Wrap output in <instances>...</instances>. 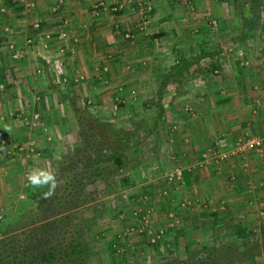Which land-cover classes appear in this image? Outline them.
<instances>
[{
    "label": "rangeland",
    "instance_id": "obj_1",
    "mask_svg": "<svg viewBox=\"0 0 264 264\" xmlns=\"http://www.w3.org/2000/svg\"><path fill=\"white\" fill-rule=\"evenodd\" d=\"M10 1L0 0L1 33L5 36L0 35V69H6L4 64H12V66L8 65V68H15V71L19 72L24 70V73L29 75L30 84L33 86L32 91L28 92L25 97L28 98L31 107L34 103L40 102L41 105H45V108H41V111L29 110V113L25 115L19 113L17 116H12L11 114L12 117L23 120L31 134V137L21 145H16L6 132L0 130L1 161L12 159V162L18 166L14 180L18 185L19 183L21 185V191L17 192V195H20V200L16 204L15 212L12 209V212L9 213L4 206L0 207L2 209L0 211V235L15 229L23 222L25 219L23 212L33 205L32 197L34 195L43 189L52 191L49 186H30L26 179L27 175L33 170L44 169L55 176L59 167V158L57 157L74 147L78 123L68 98L66 99L67 96L72 93L77 95L82 104L86 106V110L101 121L123 128L139 124L144 130L151 126L153 118L156 117L154 102L157 99V87L153 86L149 89L151 93L147 91L123 96L118 94L119 86H116L118 83L114 76L111 77L109 74V61L91 60L92 57H95L94 54L99 56V54H106L105 51H107V49L103 52L99 50L94 46L92 39H89L91 40L89 42L85 40L86 46H83L91 64L89 65L90 62H87L88 64L83 68L79 65L75 66V55L79 48L78 39L83 34H79V31L76 33L69 18L62 15L64 13L61 11L58 0L54 2L51 0H29V2L14 0L11 3ZM39 2L49 8L50 18H56L59 21L58 31L45 29V31H40L28 38L23 34L13 36V28L10 26L13 24L7 23V18L11 15L10 9L16 6L20 10L18 15H24L21 14L22 11L28 14L31 28L38 30L42 24L37 10ZM180 2H183L184 6L177 12L175 8ZM232 2L233 0H198V4H200L197 6L193 0H168V22L172 21V17L175 21L173 25L168 24V69L170 65L175 64L174 57L176 56L178 58L185 55V58L189 59L202 51L211 53L217 48L221 49L219 51L221 53L219 54L220 60L216 61L219 71L206 73V77L202 76L203 79L207 78V80L204 79L205 83L216 84L219 78L227 77L229 71H234L232 69H237L241 64L251 67V59L263 65L262 68H264V42L262 40L264 30L259 28L256 33H249L248 38L252 40V43L247 47L230 46L229 44L230 38L236 37L242 27L241 19L235 13ZM115 3H122L121 10L128 4L133 5L130 8L138 9L139 18L144 23L151 17L153 6L143 1L134 4L133 1L116 0L106 3L104 0H99L94 2L92 13L94 15L100 13L98 11L100 8L101 11L109 13L108 18L111 21H115L114 16L118 11L111 10L112 5H116ZM147 7L151 8L150 12L147 11ZM11 13L14 14L12 11ZM18 15L17 17L13 16L15 17L14 25L19 22L16 20ZM246 15L248 17L249 14L246 13ZM13 17L11 16V18ZM132 17L133 19L138 18L137 16ZM114 21L113 23H115ZM130 37H132V33H129L126 39ZM178 39H180V43H178ZM174 40L176 43H173ZM200 43L203 44L197 46ZM1 52H4V60ZM110 52L109 49L107 54H111ZM113 56H115V52L107 59ZM38 58L44 59L46 63H42ZM69 58L74 59L72 67ZM209 58V56L201 58L200 66L211 62ZM181 63L183 62L181 61ZM48 77L52 86L47 88ZM193 79L195 81L191 79V82L188 83L186 80L181 84V87L186 85L189 88L183 98L178 95L180 89L173 81L163 91L162 98L172 104L176 103L178 110L164 109L165 122L162 130L159 131V133L162 132V140L157 144L159 146L156 148V156L150 153L156 158V160L152 158V162H148L150 168L142 166L136 170L133 167L128 171L125 170L123 175H116L111 179L108 178V181H99L88 185L89 188L93 187L99 191V197L87 203L89 209L86 215L84 213V218L88 222L87 236L93 261L98 259L102 264H159L172 253L184 254L185 249L191 251L199 246L221 243L241 245L248 236L250 237V233L263 234L264 236L262 222L245 224L241 220L235 225V219L224 212L226 211L224 203L217 206L220 212H224L218 214V220H212L211 213L207 214L206 220L200 218L199 222L197 218L194 220L191 218L192 221L187 222V219L184 218L182 212L189 209L192 201L190 200L189 203V199L178 195L184 167L179 164L182 162V157L175 154V147L177 144L180 145V141L177 134H174L176 128L171 123H173L172 118L184 119L185 113L194 117L191 102L200 101L201 97L207 94H203V89H206L207 86L203 82L198 83L196 78ZM160 80L159 77L155 78L154 84H160ZM16 98L18 103L20 96ZM120 101L122 106L117 104ZM93 125L97 126L96 130H98L97 123L94 122ZM97 135L99 136V134ZM175 141L176 146L174 147ZM171 147L174 150L173 154ZM219 150L222 151V147ZM8 164L11 165V163ZM176 171H181L180 177L170 178L171 174L176 175ZM123 177L127 182L122 181ZM159 182H162V186L165 182L166 186V191L161 195H158L159 192H157V189L160 191V186L156 185ZM161 206L167 207L166 210L164 209L165 212ZM168 206H170L169 210ZM190 209L197 210L198 208L192 206ZM157 217L158 220H156ZM237 227L241 228L242 233L237 230ZM161 229L162 232L158 233ZM249 231L251 232L249 233ZM153 233L159 234V236L154 237ZM259 237L260 239L257 238V241L260 242L262 250L255 258L254 264H264V243H261L262 235ZM234 264L251 263L248 260L241 262L239 260Z\"/></svg>",
    "mask_w": 264,
    "mask_h": 264
},
{
    "label": "crops",
    "instance_id": "obj_2",
    "mask_svg": "<svg viewBox=\"0 0 264 264\" xmlns=\"http://www.w3.org/2000/svg\"><path fill=\"white\" fill-rule=\"evenodd\" d=\"M13 1L14 0H11L10 3ZM54 1L56 0H51V2ZM58 1L61 5V11L64 13L62 15L69 18L74 27V31L76 33L79 31V34H83L78 39L80 50L78 48L77 54L75 55V66L79 65L83 68L84 65L90 62L83 46H86L85 40L89 42L91 41L89 39H92L94 46L102 52L105 49H107V51H105L106 54L109 49L111 54L115 52V56L110 59L107 58L111 56V54H99V56L94 54L95 57H92L91 60L93 59V61H95L96 59L100 62L109 61V74L111 77L113 75L118 83L116 84L117 87L119 86L118 94L123 96L125 94L150 92L149 89L152 86L154 88L157 87L156 93L158 92V85L160 84H154V79L157 77L161 79V75L168 70V24L173 25V23H175L174 17L171 18L173 22H168V0H117L123 2L133 1L134 4L138 1H143L151 4L153 6L152 12L150 13L151 17L146 23L142 22L139 18V11L137 8H130V6H133L131 4L126 5L123 10L119 11L114 16L115 21H113L115 23H113V21L108 18L109 13L101 11L100 8L98 9L100 13L96 15L92 13L94 11H92L94 2L99 0ZM104 1L110 3L116 0ZM193 1L197 6L200 4H198V0ZM41 3L42 2H39V5H37L38 14L41 17L40 22L42 23L38 30L31 28L28 21V14L22 11L21 14L24 15H18L20 14V10H18L16 6L10 9L9 12L11 15L7 18V23L13 24L10 25L13 28V36L23 34L28 38L40 33V31H45V29L58 31L60 27L59 21L56 18H50L51 14L49 8L43 6ZM221 3H223V1H221ZM232 3L234 4L235 13L237 14V4L234 0ZM183 6V2L178 3L175 8L177 9L176 11L178 12V9H182ZM14 9L15 11H13ZM11 11L14 12V14L11 13ZM246 11L247 8H243L244 15L247 17L246 13L249 14V11ZM171 12H173V10H171ZM14 15H16L15 17L18 15L16 20L19 22L21 21L20 23L17 22L15 25ZM11 16L13 18H11ZM132 16H137L138 18L136 17L137 19H133ZM1 27L0 25V35H3V33H1ZM260 29L262 31L264 30V21L261 22ZM263 32L262 40L264 42ZM129 33H132V37L126 39ZM160 39L162 40L159 41ZM173 43H176V41L174 40ZM178 43H180V39H178ZM250 43H252V40L248 37L234 39L231 37L229 41L230 46L241 45L247 47ZM201 44L203 43L197 44V46ZM113 48L116 50H112ZM218 49L221 51L220 48ZM88 52L91 53L90 51ZM3 53L4 52H1V56L4 60ZM199 54L200 53L194 55L192 58H196ZM219 54L221 53L219 52ZM219 54L217 55L218 58L214 56L217 62L220 60ZM176 57H174V60H176L175 63L178 59L180 61L187 59L185 55H181L178 58ZM72 58H69L71 67L74 61ZM202 59H200L199 63L193 65V68L198 69L193 72L191 76L186 74L188 79L187 81L183 80V82L186 81L190 83L191 79L193 81V78H196L198 83L203 82L204 85L207 86L206 89H203V94H207L201 97L202 99H200V101L191 102L190 105L194 110V117L185 113L184 119L172 118L173 123H171L174 128H176L174 134H177L178 140L180 141V145L177 144V146L176 141L173 143V145L175 144L174 147L176 146L175 154H179L182 157V162L179 164L184 167L181 185L178 187V195L185 199H189V203L190 200L192 201L189 209L182 213L184 214V218L187 219L186 222L192 221L191 218H193V220L197 218L198 222L201 219L206 220L207 218L205 217L210 213V218L212 220H218V214H223L225 212L229 214V217L235 219V225L241 220L245 224L260 222L264 224L263 65L251 59V67H245L246 65L242 66L241 64L237 69L233 68L232 70L234 71H229L227 77L224 76L223 78L221 77V79L219 78V81L215 84L209 82L205 83L207 78H204L205 80L201 78L203 76V74H201L202 70H200L202 67L200 66L202 64ZM38 60L43 61L42 63L44 64L46 63L44 59L38 58ZM90 64L91 62L89 65ZM8 65L12 66V64H4V68L6 69H0V130L6 132L16 145H21L27 138L31 137V134L28 126L25 125L23 120H19L12 116H17L19 113L25 115L29 113V110H35L37 107L41 109V107L39 104L35 103L31 107L28 98L25 97L33 88L30 84L29 75H26L24 70L19 72L15 71V68L10 69ZM203 77H206V75ZM49 82L50 80L48 77L47 88L52 86ZM166 87L160 93V98H162L163 91L166 90ZM179 89L182 92H179L178 95L182 96V98L185 97L186 92L189 90L186 85L179 87ZM19 96L20 98L17 103L16 97ZM154 103L156 109V101ZM160 103L164 106V109L172 108L178 110L176 103L172 104L171 102L165 101L164 98L160 99ZM43 107L45 108L44 104ZM181 115L183 117V114ZM160 120L161 117L156 113V117L153 118L151 126H148V129L153 130L149 135H143V132L140 131L145 130L142 129L141 126L139 127L138 130H140L139 132L141 134L138 133L137 138L139 143L135 148L139 155L133 162L134 169L138 170L142 166H149L150 164L148 162H152V158L156 160V148L159 146L157 144L162 140V132L159 133V131H161L164 126V123L161 126ZM222 134L226 135V145L222 147L221 152L229 151L237 138L246 135L260 137L263 146L261 150H249L240 156L234 155L226 160L215 161L208 151L215 146L216 140ZM142 149L146 150L143 151ZM170 149L173 154V148L171 147ZM223 149H226V151H223ZM150 153H153V155L155 154V156H151ZM204 155L207 157H204ZM1 160L2 157L0 156V161ZM8 163H11V165ZM17 167L18 166L12 162V159L0 162V207L1 205L4 206L9 213L12 212V209H14L13 212H15L17 209L16 204L20 200V195L17 194L21 191V185L20 183L18 185L14 180L16 179ZM148 168H150V166ZM156 185L160 186V191L157 189V192H159L158 195L166 191L165 182H163V186L162 182ZM168 189L171 190L170 188ZM221 203H224L226 206V211L224 212H220L217 208ZM172 205L174 206V204ZM192 206H197L198 209H190ZM162 208L164 212L167 209L165 206H161V209ZM169 209L170 206H168V210ZM23 213L25 214L26 212ZM156 220H158V217ZM261 235V240L263 241L264 236L263 234ZM261 235L254 234L258 239H260L259 236Z\"/></svg>",
    "mask_w": 264,
    "mask_h": 264
},
{
    "label": "trees",
    "instance_id": "obj_3",
    "mask_svg": "<svg viewBox=\"0 0 264 264\" xmlns=\"http://www.w3.org/2000/svg\"><path fill=\"white\" fill-rule=\"evenodd\" d=\"M234 1L242 29L233 39L256 33L264 18V0ZM245 7L250 14L248 17L244 16ZM218 54L217 48L211 53L201 52L196 58L183 59V63L179 60L161 75L156 99V113L161 117V126L165 122L164 106L160 103L162 90L171 81L181 87L183 80L188 79L187 75L191 76L198 69L193 68V65L205 56H209L211 62L201 67V74L205 76L206 73L217 72ZM66 99L78 123L76 142L73 148L57 157V183L51 194L47 195L49 190L43 189L34 195V203L25 211L23 222L15 229L0 235V264H102L98 259L92 260L87 236L88 222L84 218V213L86 215L89 209L87 203L99 197V191L89 188L88 185L108 181V178L123 175L125 170L132 169V163L139 155L135 149L139 143L138 133L149 135L153 130L140 131L139 124L126 127L127 129L115 127L91 115L77 95L72 93ZM36 104L44 109L40 102ZM117 104L122 106L121 101ZM35 110L41 111L38 107ZM94 122L97 123L99 131L93 125ZM121 179L127 182L126 178ZM237 230L242 233L241 228L237 227ZM261 250V244L250 233V237L241 245L221 243L199 246L191 251L185 249L184 254L172 253L159 264H234L239 260H248L254 264Z\"/></svg>",
    "mask_w": 264,
    "mask_h": 264
},
{
    "label": "built area",
    "instance_id": "obj_4",
    "mask_svg": "<svg viewBox=\"0 0 264 264\" xmlns=\"http://www.w3.org/2000/svg\"><path fill=\"white\" fill-rule=\"evenodd\" d=\"M27 2H29V0H27ZM32 5V3H30ZM116 5H112L111 10L113 11H117V10H121V8H123L122 3H115ZM54 9V8H53ZM151 8L147 7V11L150 12ZM225 134H222L218 137V139L216 140V144L215 146L209 150L208 152H210L211 156L213 157V159L215 161L217 160H226L231 156L234 155H243L245 154L246 151L249 150H261L263 143H262V139L260 137L257 136H250V135H246L244 137H239L237 138L234 143L232 148L227 151V152H221L219 150L220 147H223L226 145L225 143ZM204 157H207L204 155ZM181 175V171H176V175L175 174H171L172 177L170 178H179ZM2 209L0 208V211ZM1 216V214H0ZM162 229L158 231V233H161ZM155 234V233H153ZM158 237L159 234H155L154 237Z\"/></svg>",
    "mask_w": 264,
    "mask_h": 264
},
{
    "label": "clouds",
    "instance_id": "obj_5",
    "mask_svg": "<svg viewBox=\"0 0 264 264\" xmlns=\"http://www.w3.org/2000/svg\"><path fill=\"white\" fill-rule=\"evenodd\" d=\"M27 182L32 187H44L49 186L54 189L57 183V178L51 172L44 169H36L31 171L27 177ZM51 192L47 193L50 195Z\"/></svg>",
    "mask_w": 264,
    "mask_h": 264
},
{
    "label": "flooded vegetation",
    "instance_id": "obj_6",
    "mask_svg": "<svg viewBox=\"0 0 264 264\" xmlns=\"http://www.w3.org/2000/svg\"><path fill=\"white\" fill-rule=\"evenodd\" d=\"M261 241H262V240H261ZM262 242H263V241H262ZM262 242H261V243H262ZM259 243H260V242H259Z\"/></svg>",
    "mask_w": 264,
    "mask_h": 264
}]
</instances>
